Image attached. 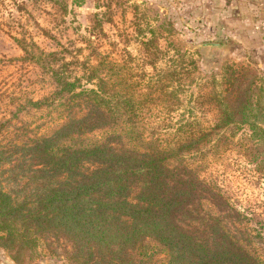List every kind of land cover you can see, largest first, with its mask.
Segmentation results:
<instances>
[{"label": "trees", "instance_id": "1", "mask_svg": "<svg viewBox=\"0 0 264 264\" xmlns=\"http://www.w3.org/2000/svg\"><path fill=\"white\" fill-rule=\"evenodd\" d=\"M13 38L53 84L29 101L50 129L23 121L10 139V179L22 187L0 185V245L16 263L64 241L69 264H264L211 174L236 147L264 175V90L252 99L231 81L201 101L217 112L209 124L172 122L184 92L174 71L141 83L100 52L68 61L25 33Z\"/></svg>", "mask_w": 264, "mask_h": 264}, {"label": "rangeland", "instance_id": "2", "mask_svg": "<svg viewBox=\"0 0 264 264\" xmlns=\"http://www.w3.org/2000/svg\"><path fill=\"white\" fill-rule=\"evenodd\" d=\"M232 1L0 0L3 190L18 192L22 187L10 179L12 162L8 156L14 129L21 128L23 121L39 127L41 133L52 125L50 116L35 111L29 101L48 94L53 84L40 68L20 60L22 51L13 36L25 33L45 51H57L68 61L87 57L95 61L100 52L108 59H116L125 70H132L141 83L157 72L174 71L171 82L181 85L184 92L180 94V108L171 114L172 122L196 116L209 124L212 111L217 112L208 105L202 106L201 101L213 91L218 92L235 80L243 91L249 89L253 93L252 99L259 98L264 90V0ZM225 4L232 6L227 8ZM235 4L248 9L242 12ZM242 13L247 14L243 20ZM206 42L224 47L204 46ZM245 129L237 131L241 145ZM229 149L214 160L211 174L239 210L240 220L264 257V175L236 147ZM69 250L64 241L54 245V252L40 243L21 264H69ZM0 264H18L1 245Z\"/></svg>", "mask_w": 264, "mask_h": 264}, {"label": "crops", "instance_id": "3", "mask_svg": "<svg viewBox=\"0 0 264 264\" xmlns=\"http://www.w3.org/2000/svg\"><path fill=\"white\" fill-rule=\"evenodd\" d=\"M212 1H220V0H212ZM223 1L227 2V0H223ZM230 1L233 2L232 0H230ZM210 2H211V0H210ZM225 5H226V4H225ZM235 5H236V7H238V6L241 7V10H242V9H248V7H243V8H242V6H241L240 4H235ZM235 5H234V6H235ZM231 6H232L231 4H229V5L227 4L225 7L230 8ZM242 12H244V10H242ZM261 13H262V12H260V15H261ZM237 15H238V14H237ZM246 16H247L246 13H245V15H243V13H242L241 16H240V18L243 20L244 18H246ZM257 21H259V19H257ZM222 30H223V33H224V30H225V29L222 28L220 31H222ZM228 30H229V29H228ZM229 32H232V30H230Z\"/></svg>", "mask_w": 264, "mask_h": 264}, {"label": "water", "instance_id": "4", "mask_svg": "<svg viewBox=\"0 0 264 264\" xmlns=\"http://www.w3.org/2000/svg\"><path fill=\"white\" fill-rule=\"evenodd\" d=\"M203 45L204 46H209V47H212V48H221V47H224V44L214 43V42H206Z\"/></svg>", "mask_w": 264, "mask_h": 264}]
</instances>
